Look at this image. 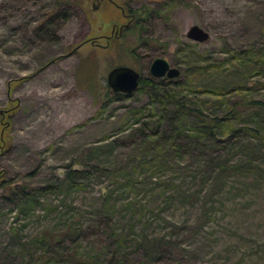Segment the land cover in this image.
I'll return each mask as SVG.
<instances>
[{
	"label": "rangeland",
	"instance_id": "obj_1",
	"mask_svg": "<svg viewBox=\"0 0 264 264\" xmlns=\"http://www.w3.org/2000/svg\"><path fill=\"white\" fill-rule=\"evenodd\" d=\"M117 2L143 9L139 14L146 18L133 20L104 47L101 35L109 32L111 21H124L109 5L0 0V264H26L28 249L38 247L30 244L33 238L46 229H63L67 221L82 222L79 249L96 233L92 244L96 240L104 264L110 224L95 209L107 194L115 200L114 217L124 224L123 231L129 224L134 227L122 248L134 264H264V110L248 103L264 102V68L243 82L238 70L214 81L198 76L200 89L189 97L208 100L203 89L218 81L228 104L213 103L209 112L214 118L231 117L237 130L189 146L179 135L176 151L151 177L141 167L149 157L135 148L140 142L135 129L141 125L128 116L131 109L147 105L151 88L144 85L119 96L106 80L118 65L151 78L149 65L160 56L179 69L173 81L182 82L192 66L186 63L187 49L212 59L249 46L264 49V0ZM191 24L208 32L207 42L184 36ZM55 83L57 92L41 96ZM231 105L235 109L229 111ZM251 112L258 122L250 121ZM160 128L171 130L169 121ZM69 169L89 172L85 187L55 193V183ZM135 170L140 175L124 178ZM25 196L35 199L21 210ZM97 224L105 228L102 233ZM142 230L161 241L151 247L152 256L146 255Z\"/></svg>",
	"mask_w": 264,
	"mask_h": 264
},
{
	"label": "trees",
	"instance_id": "obj_2",
	"mask_svg": "<svg viewBox=\"0 0 264 264\" xmlns=\"http://www.w3.org/2000/svg\"><path fill=\"white\" fill-rule=\"evenodd\" d=\"M156 12L158 11L156 10ZM186 51V63L192 64V66L185 70L184 80L179 82L165 77H162V79L161 77L142 78L136 90H143L144 85H146L147 88H151V91L148 92L149 102L147 105L131 109L128 113V116L131 117L134 124L140 123L141 125L135 129L136 133L140 135V142L135 144V148L141 151L144 158L149 157V159L141 161V167L148 172H145V174L149 175V177L154 176V173L161 163L167 159L168 155L174 154L176 151L174 145L175 139H178L179 135L185 136L186 145L189 146L193 145V143L200 142V139L205 140L209 137L218 138V135L224 132L232 134V132L237 130L234 122L229 120L231 117L229 118L223 115L222 117L214 118V112H209L211 107H214L213 103L219 105L228 104L227 100L225 101V99H223L224 94H226V92L223 91L224 86L219 87L218 81L214 82L216 86H205L203 89V91H205V97L208 100L205 99L203 101L197 99L194 101L189 97L188 94L195 95L200 89L197 86L196 80L198 76L204 80H211L214 77V81L218 79V77L227 76L232 71L238 70V74L241 77L240 82H243V80L255 74H259L264 68V49L255 48L254 46H249L243 50H236L234 52H225V56L219 59L200 57L190 49ZM240 69H244V71ZM219 83L221 82L219 81ZM165 87H169V89ZM241 87L238 86L236 90ZM176 88L180 89L184 94L177 92ZM114 93L119 96H128L124 93ZM248 103L254 108L264 110V102L260 100L251 99ZM233 109H235V105L229 106V111ZM250 114L252 115L250 121L255 123L258 122L257 118L254 117L255 112H251ZM150 120H152L151 124ZM165 120H168L171 126V130L169 131L161 130L160 128L161 123ZM248 130L252 136H258V132L255 128L249 127ZM193 134H195V136H193ZM192 137L194 138L192 139ZM194 139L196 140L194 141ZM2 141L3 138L0 137V142ZM152 157L153 159L150 160ZM225 163V160L219 164L217 162V169L218 167L223 168ZM139 165L140 163L138 162L137 167H139ZM135 171H132L127 176L123 174L124 178L129 176L133 177L134 174L140 175L139 171ZM88 174L89 172L87 170H67L63 178L55 183V193L67 194L72 191L83 189ZM121 174L122 173H120V175ZM117 182L119 183V181ZM47 189L48 187L39 188L37 190L38 195ZM11 194L14 195L15 191ZM25 198L23 197V200L19 202L21 210L29 209L32 206L33 199H35L31 196H25ZM115 207V200L110 194H107V196L104 197L103 205L95 209L96 213H101L105 225L107 222L110 224L107 239L105 241V248L108 250V255L103 261L104 264H134V261L128 253L122 252V248L131 232L134 231V227L131 224H129L128 227L125 225L127 231H123L124 224L122 225V223L119 222V217H114ZM67 222L63 229L57 228L54 230V228H52L46 229L45 231L43 230L38 237L33 238L31 242L29 241L30 244H38V247L35 249H28V252H30L28 253L29 261L26 264H103L101 263L102 261L99 262L98 260L99 255L96 247V240L95 246L92 244L94 239L93 235H96V233H92V239H90V243L86 245V248L79 249L80 242H78V240L80 237H78V235L82 229V222L75 221L76 223L73 222L69 224ZM98 228L101 229V233L105 230L101 224H97L95 228L97 232L100 231ZM139 235L141 240L144 241L143 243L147 245L146 255L152 256L153 249H151V247L161 242L160 239L148 238L144 230L139 232ZM70 236L73 239L67 245L65 241L70 238ZM22 245H27V243H23Z\"/></svg>",
	"mask_w": 264,
	"mask_h": 264
},
{
	"label": "water",
	"instance_id": "obj_3",
	"mask_svg": "<svg viewBox=\"0 0 264 264\" xmlns=\"http://www.w3.org/2000/svg\"><path fill=\"white\" fill-rule=\"evenodd\" d=\"M184 36L197 43L208 41L209 34L203 28L196 24L187 27ZM149 73L154 77H165L167 79L176 78L179 75V69L171 66L163 57H155L149 65ZM140 73L130 66L118 65L113 67L107 74V84L113 92L132 94L139 86Z\"/></svg>",
	"mask_w": 264,
	"mask_h": 264
},
{
	"label": "flooded vegetation",
	"instance_id": "obj_4",
	"mask_svg": "<svg viewBox=\"0 0 264 264\" xmlns=\"http://www.w3.org/2000/svg\"><path fill=\"white\" fill-rule=\"evenodd\" d=\"M101 5L105 4L108 7H112L116 9L117 11H120V16L124 21L118 23V21H111V26L109 29V32L104 33L101 35V38L105 41L104 47H108L113 43L116 39L120 38L125 31L131 27V22L134 20V22H142L146 17L144 14H139L140 12H144L143 9H140L138 12L137 9L131 8L127 2V4L122 5L117 0H97ZM155 13V10L153 11ZM148 15V14H147ZM171 65V64H170ZM172 66V65H171ZM136 70V69H135ZM138 71V70H137ZM139 72V71H138ZM140 73V72H139ZM151 75V74H150ZM141 79L143 78L140 73ZM153 78H160V77H154ZM140 79V80H141Z\"/></svg>",
	"mask_w": 264,
	"mask_h": 264
},
{
	"label": "bare ground",
	"instance_id": "obj_5",
	"mask_svg": "<svg viewBox=\"0 0 264 264\" xmlns=\"http://www.w3.org/2000/svg\"><path fill=\"white\" fill-rule=\"evenodd\" d=\"M63 80H66V79H63ZM54 82V81H52ZM63 82V81H62ZM54 86H55V89H54ZM58 86V83H55V85H48L47 87H45L46 89L42 90L41 91V96L44 97V95H48V93H51L54 94L55 92H57L59 90V88L57 87ZM34 87V86H33ZM40 88V87H39ZM38 88V89H39ZM60 92V91H59ZM40 93V92H39ZM52 96V95H51ZM55 112V111H54Z\"/></svg>",
	"mask_w": 264,
	"mask_h": 264
}]
</instances>
